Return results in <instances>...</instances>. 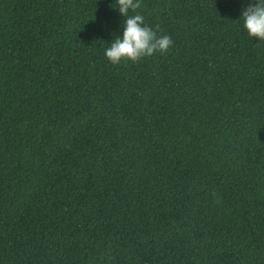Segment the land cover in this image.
<instances>
[{"label":"trees","instance_id":"obj_1","mask_svg":"<svg viewBox=\"0 0 264 264\" xmlns=\"http://www.w3.org/2000/svg\"><path fill=\"white\" fill-rule=\"evenodd\" d=\"M111 3L0 0V264H264L245 0H140L173 43L115 65Z\"/></svg>","mask_w":264,"mask_h":264},{"label":"clouds","instance_id":"obj_2","mask_svg":"<svg viewBox=\"0 0 264 264\" xmlns=\"http://www.w3.org/2000/svg\"><path fill=\"white\" fill-rule=\"evenodd\" d=\"M109 6L123 18L119 34L113 35L103 50L109 63L136 62L154 53H164L172 45L168 35H158L136 11L141 7L140 0H112ZM239 17L248 37H255L257 42L264 41V0H245Z\"/></svg>","mask_w":264,"mask_h":264}]
</instances>
